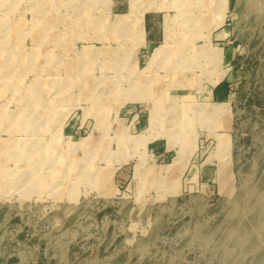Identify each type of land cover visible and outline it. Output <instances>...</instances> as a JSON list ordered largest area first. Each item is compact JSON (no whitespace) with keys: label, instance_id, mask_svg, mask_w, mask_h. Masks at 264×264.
Segmentation results:
<instances>
[{"label":"rangeland","instance_id":"374dc122","mask_svg":"<svg viewBox=\"0 0 264 264\" xmlns=\"http://www.w3.org/2000/svg\"><path fill=\"white\" fill-rule=\"evenodd\" d=\"M0 264H264V0H0Z\"/></svg>","mask_w":264,"mask_h":264},{"label":"crops","instance_id":"0c3cea01","mask_svg":"<svg viewBox=\"0 0 264 264\" xmlns=\"http://www.w3.org/2000/svg\"><path fill=\"white\" fill-rule=\"evenodd\" d=\"M147 25H149V29H151L150 24L147 23L146 17H143V29L145 30L147 28ZM225 91L226 88L225 86H220L216 89V91L213 93V97L216 100H223L225 97Z\"/></svg>","mask_w":264,"mask_h":264},{"label":"bare ground","instance_id":"6f19581e","mask_svg":"<svg viewBox=\"0 0 264 264\" xmlns=\"http://www.w3.org/2000/svg\"><path fill=\"white\" fill-rule=\"evenodd\" d=\"M159 51V50H158Z\"/></svg>","mask_w":264,"mask_h":264}]
</instances>
